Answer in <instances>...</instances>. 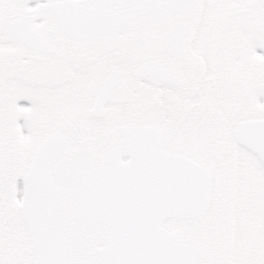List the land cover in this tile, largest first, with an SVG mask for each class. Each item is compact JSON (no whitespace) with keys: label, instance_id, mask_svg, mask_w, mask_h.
Here are the masks:
<instances>
[{"label":"snow or ice","instance_id":"snow-or-ice-1","mask_svg":"<svg viewBox=\"0 0 264 264\" xmlns=\"http://www.w3.org/2000/svg\"><path fill=\"white\" fill-rule=\"evenodd\" d=\"M0 264H264V0H0Z\"/></svg>","mask_w":264,"mask_h":264}]
</instances>
